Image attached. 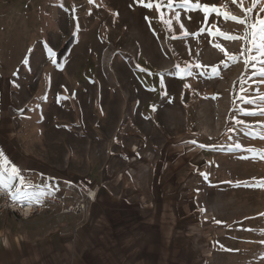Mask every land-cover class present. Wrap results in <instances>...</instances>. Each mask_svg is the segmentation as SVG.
<instances>
[{"label":"rangeland","instance_id":"1","mask_svg":"<svg viewBox=\"0 0 264 264\" xmlns=\"http://www.w3.org/2000/svg\"><path fill=\"white\" fill-rule=\"evenodd\" d=\"M181 2L0 0V150L40 200L0 189V264H264V65L246 25Z\"/></svg>","mask_w":264,"mask_h":264},{"label":"snow or ice","instance_id":"2","mask_svg":"<svg viewBox=\"0 0 264 264\" xmlns=\"http://www.w3.org/2000/svg\"><path fill=\"white\" fill-rule=\"evenodd\" d=\"M92 2L93 0H89V3ZM134 3H137L149 10L153 9V7L155 6L157 12H160L162 6H166L167 8H169V10H172L173 7V0H167L166 4H165V0H156L155 5L153 3V0H147V2L146 0H134ZM232 3L236 4L237 0H232ZM240 3H241V10L244 11L245 14L247 15L248 13L253 12L257 5L264 4V0H251L252 7H248V8L243 7V0H240ZM62 6L63 5H61V7ZM180 7L189 8L191 10H196V9L202 10L204 12L205 20L207 19L209 13L216 12L217 14H222L225 17V19H230L232 21L237 22L238 24L246 25V28L249 30L245 32L244 39L245 42L250 45V47L248 48L249 56L245 60V64L248 65L253 61H258L259 64L264 65V18L260 17L259 14H257V18L253 23L247 24L245 18H237L234 15L230 16L227 12L221 13L219 7L217 6H209L207 4L201 5L200 3L191 4L190 0H182ZM259 12L264 13V7H260ZM175 17L177 20H179L180 13L176 12ZM146 19L148 18L146 17ZM160 19L161 22L165 23L167 26L171 25V20H165L163 18V14H161ZM181 29H183V25H181ZM200 31H203V29H201ZM217 33L220 34L221 36L225 35L224 33L220 32L218 28L216 29V32L210 31L211 35H216ZM184 34L188 35L186 30H184ZM197 34H193V35H197ZM226 38L232 40L240 39V37L237 36H226ZM215 46L219 48L222 52H224L225 55H227L226 50H224L221 47V45H215ZM45 48L47 51L48 58L51 60L53 64H55L56 53L53 51L51 47H48L47 45H45ZM253 50H255V55H252ZM29 51L32 50L29 49ZM232 59L235 60L236 57L233 56ZM28 63L29 60L27 59V57H25L22 60V64H28ZM252 66L255 67L256 65L252 63ZM197 67H199V65H197ZM213 70L215 71V69ZM141 71H145V70L141 69ZM260 73L261 75H264V67L260 68ZM13 75H16V73H13ZM185 87H189V86L185 85ZM150 90L154 91L155 89H150ZM241 91H243V88L241 89ZM259 100L261 102H264V95H259ZM255 102H256L255 99L252 97H249L248 99L245 100V103L247 104H254ZM256 114H257L256 112L245 113V115H256ZM259 115L264 116V108L260 109ZM235 123L238 125H245L247 127L245 121L243 120H236ZM229 131H234V129L229 128ZM260 138L264 139V135H262ZM191 143H196V142L191 141ZM201 147H204V145H201ZM235 147L239 148L241 146L239 144H236ZM248 151H252V149H248ZM261 158L264 159V153L261 154ZM0 162H2L0 163V189L4 190L5 194L8 195L14 201L28 200L29 202L32 203H40L39 194L35 192H28L22 189L21 186L28 183V181H26L25 177L21 175V170L18 168V166L12 165L10 168L4 167L9 163V161L2 150H0ZM5 172L8 173L7 179H5ZM17 178L19 179V184H14L13 181ZM205 178L207 177L205 176ZM255 179L256 178H253V180ZM257 183L260 186L264 187V178L257 181ZM201 211H203V209ZM258 215L264 217V213H259Z\"/></svg>","mask_w":264,"mask_h":264},{"label":"built area","instance_id":"3","mask_svg":"<svg viewBox=\"0 0 264 264\" xmlns=\"http://www.w3.org/2000/svg\"><path fill=\"white\" fill-rule=\"evenodd\" d=\"M6 195V194H5ZM5 202H7L8 203V207H6L7 209H10L11 210V207H15L14 205H16L17 207V209L18 210H22L23 209V211H24V209H26V208H28V207H30L31 208V206L30 205H27V204H25V205H23V204H21V203H15L13 200H11L10 199V197L8 196V195H6V201ZM4 202V203H5ZM72 208V207H71ZM32 210V209H31ZM33 212V211H32Z\"/></svg>","mask_w":264,"mask_h":264},{"label":"trees","instance_id":"4","mask_svg":"<svg viewBox=\"0 0 264 264\" xmlns=\"http://www.w3.org/2000/svg\"><path fill=\"white\" fill-rule=\"evenodd\" d=\"M72 42V38L70 39V41L68 40L65 45L62 47V49H60L58 52H57V55H56V61L59 63L61 61V59L63 58V56L66 54V52L69 50L70 48V43Z\"/></svg>","mask_w":264,"mask_h":264},{"label":"clouds","instance_id":"5","mask_svg":"<svg viewBox=\"0 0 264 264\" xmlns=\"http://www.w3.org/2000/svg\"><path fill=\"white\" fill-rule=\"evenodd\" d=\"M4 243L6 244L7 243V240H5Z\"/></svg>","mask_w":264,"mask_h":264},{"label":"bare ground","instance_id":"6","mask_svg":"<svg viewBox=\"0 0 264 264\" xmlns=\"http://www.w3.org/2000/svg\"><path fill=\"white\" fill-rule=\"evenodd\" d=\"M88 196L90 197V194ZM5 204H7V202H5Z\"/></svg>","mask_w":264,"mask_h":264}]
</instances>
